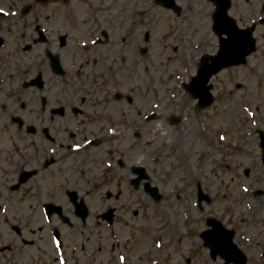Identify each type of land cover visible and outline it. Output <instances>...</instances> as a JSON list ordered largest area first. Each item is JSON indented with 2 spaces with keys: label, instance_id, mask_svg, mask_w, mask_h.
I'll list each match as a JSON object with an SVG mask.
<instances>
[{
  "label": "flooded vegetation",
  "instance_id": "flooded-vegetation-1",
  "mask_svg": "<svg viewBox=\"0 0 264 264\" xmlns=\"http://www.w3.org/2000/svg\"><path fill=\"white\" fill-rule=\"evenodd\" d=\"M142 1L147 6L145 13L162 8L156 0ZM109 2L115 8L114 16L102 15L101 7L107 6V0H0V264H172L173 256L178 257L180 264H225V261L264 264V213H259L264 205L260 201L264 190H252L264 189V179L262 186L247 182L248 191L244 192L236 190L235 181L229 191L220 192L215 187L205 207L197 204L194 194L191 209L186 201L188 194L183 195L185 200L174 215V227H171L170 208L157 209L159 213H141L140 208L131 207L138 203L129 196L120 197L119 207L97 219L101 223H87L89 217L83 211L76 215L74 204L66 194L68 188L60 187L58 179H43L49 174L59 176L61 168L59 151L51 146L56 137L52 135L51 139L49 131L40 125L46 121L58 128L60 117L67 115L58 110V101L46 108L50 92L55 98L59 92V75L51 71L49 58L57 57L64 65L61 52L67 47V35L74 29L70 24L77 26L73 10L68 9V17L62 13L65 28L60 27L61 8H74L76 3L87 6V20L78 24L85 32L82 36L87 37V77L90 69L100 65L114 69L115 74L119 66L129 65L130 57L131 67L135 69L138 58L146 51L142 53L140 47L138 15L143 14L137 10L140 0ZM127 11L131 13L129 21L123 16ZM145 20L155 22V14H148ZM145 32L148 33L143 32L142 42L145 34L150 39V30ZM82 39L85 38L79 40ZM37 76L41 77L40 86L33 82ZM89 85L99 93L102 91L98 88L109 87L103 79L87 82V88ZM116 98L123 96L115 93V101ZM42 99H45L43 104ZM13 101L21 102L22 107L34 106L28 111L12 110ZM225 101H232V97L228 96ZM138 135L134 132L132 140L139 139ZM201 137L206 140L203 133ZM7 139L8 145L4 148ZM44 141L47 146L43 145ZM185 141H188L187 134ZM137 145L138 142H133L126 152L121 148L119 153L130 157L128 151L136 150ZM20 160H32L33 164L12 171V162ZM116 165L122 169L123 159L117 160ZM27 168L35 170L28 179L39 177L38 191H13L12 179H19ZM133 170L132 166L128 172ZM139 195L137 192L138 198ZM45 203L60 207L47 213ZM16 205L27 208L13 209ZM211 220H217L232 232L233 247L223 255L215 252L212 256L205 247V234L213 236L215 244L220 240L227 245L224 238L218 237L219 228L209 224ZM105 232L108 241L93 239ZM89 256L94 261L87 263Z\"/></svg>",
  "mask_w": 264,
  "mask_h": 264
},
{
  "label": "rangeland",
  "instance_id": "rangeland-1",
  "mask_svg": "<svg viewBox=\"0 0 264 264\" xmlns=\"http://www.w3.org/2000/svg\"><path fill=\"white\" fill-rule=\"evenodd\" d=\"M177 3L183 9L178 17L170 13L166 15L158 11L160 9L158 7L154 9V13H145L147 6L140 0L137 10H140L139 12H143V14L138 15L140 25L139 35L141 36L143 32L150 30L152 38H150L147 47V57L140 56L138 60L145 62L147 66L149 64L152 66L147 67L149 69L148 74L141 73L139 77L134 78L131 73L130 64L120 68L121 73L118 74V82L121 83H119L118 89H122L123 98H116L117 102L110 99L109 101L111 102L108 105L107 101L104 102L115 114L121 107L123 114L128 112V119L132 117L131 112L140 110L139 106L144 103V109L150 106L153 107L152 109H155L153 111L157 114L155 119L144 125L139 126L137 124L130 129L121 126L110 127L111 132H109V135L113 137L119 138L120 136L129 134L125 141L119 143L118 148L111 147L114 142L110 141L103 142L98 146V149L91 150L94 147L86 149L84 151L86 155L69 154L68 156L67 151L63 150L61 152L67 155L63 157L64 161L61 162V175H56L54 179H58V182L69 183V186L75 189L84 200L89 202V204L91 203L89 205L90 212L87 223L93 225L101 223V221H97L99 219V211L104 207L103 203L106 201V198L111 196L114 191L112 184H103V179H98L104 171L101 166V159L103 161L107 159L106 165H108V160L111 162L107 153H111L114 159H121L122 154L119 153V149L124 148L126 152L128 146L133 142H138V145L133 153L128 151V155H131V158L128 160L122 158L126 167L120 170L115 165L111 170H108L109 175L110 173L111 177H117L118 175L117 179L122 178L123 181H127V167L136 162L144 164L151 173L150 168L152 165L147 163L148 156L162 146L169 145L174 148L172 156H170V159L166 156V160L160 159L154 166L152 174V181L166 195L171 192L179 194L177 190L182 187L179 181L183 179L186 182H191L193 188L199 182L205 189L207 187L211 188V191L218 185L221 188V185H226L231 179H241L243 181L245 179H264V167L260 162V151L255 142L256 139L249 137V133L254 132L255 129H262V120H264V109H261V104L259 103L264 98V25H259L256 28L257 52L248 59L246 66L244 68H233L221 72L212 81L215 89L220 88L219 90L214 89V96L220 95V91L230 92L233 90V92L236 91L234 94L235 97L239 99L228 104V106L217 103L213 108L206 111L204 115H207L209 122L214 128L225 129L230 127L235 130L241 128V125L230 123L229 118L244 117V120L246 119L248 121L246 126L248 139L251 138L252 142L247 147H244L242 144H236L232 155L226 157L219 153L217 156L207 140L199 135L203 143L195 135L192 125L186 128L184 120L188 117L194 124L195 130L200 132L197 124L199 116L193 113L194 110L188 112L187 108L194 107V102L184 97L185 94L179 87L181 81L188 79L189 76L194 74L195 64L200 56L199 54L201 52L202 54L212 53L216 49L215 39L211 37L210 31L212 6L206 0H178ZM73 7L77 26L70 24L74 29L71 30L70 36L67 35V47L61 54L65 63L64 67L68 72L74 70L77 72L74 74L73 79L69 78L59 81V99L61 107H65L66 109L68 107L71 111L81 114L82 107L87 105L88 99L83 97L82 93L78 91V87L84 86L87 88V82L92 83L94 74L102 75L103 80L106 81L107 72L103 69L95 72L94 70L98 69L99 66L96 69H90V76L87 77V62L86 64L82 62V59L87 60V50L84 51L77 46L79 39H87V37L82 36L85 32L81 31V27L78 26L81 20H87V6H78L76 3ZM101 8L102 15L114 16L116 14L115 8L110 7L109 0H107V6ZM63 9L65 10V7ZM63 9L61 8L59 13V24L61 28H65V23L62 22ZM229 13L239 26H248L257 22L260 18L264 19V0H232ZM148 14H155V22L145 20ZM123 16H127L126 18L129 21L131 17L130 11L124 12ZM150 26L151 29L149 28ZM62 32L65 33L63 29ZM81 42L83 43L84 40ZM82 47H85L84 44ZM145 63L143 65L142 63L139 64V72H142L140 67H145ZM150 77H153V83L150 81ZM237 86H239V89L245 88L239 90L236 89ZM88 88L90 89V85ZM74 94L77 95V98ZM103 94L97 92L96 95L101 99ZM155 94H157V102L152 103L150 98L155 96ZM242 97L244 99H240ZM107 99H109L108 94L106 96ZM128 99H132L131 105L126 103L125 100ZM243 101L251 103H243ZM52 104L50 103L49 107H52ZM13 105V108L18 107L17 103H13ZM223 108H228L227 115L222 113L221 109ZM230 113L232 114L230 115ZM115 114L113 113L112 116ZM116 117H120V115L116 114ZM171 117L180 119V123L178 122L175 126H170L169 119ZM69 126L73 127L71 124ZM134 132L140 134L138 140H132ZM143 132H147V135L142 134ZM92 133L94 137L99 136L98 133H94L93 131ZM186 134L188 136L187 142L185 141ZM208 135L209 137L211 136L210 134ZM87 136L85 134L84 137ZM228 136L230 137L231 134H228ZM232 136L233 139H237L235 133ZM159 137L161 138L159 139ZM71 138L74 140V143H71L74 144V148H71V151L73 149L79 150L86 145L76 146V144L81 145V136L79 135L76 136L74 134ZM211 144L215 145L213 142ZM7 145L8 139L4 148ZM203 148L207 150L203 151L204 160L198 166L195 160L198 159L199 155H202L200 151ZM215 148L220 150L216 145ZM189 151L191 152V156ZM87 155L90 156L87 157ZM73 156H77L74 159V163H72ZM87 161L89 165H87ZM83 163L86 164L87 168L84 170L83 177H77L75 175L76 166ZM12 164L10 169L14 171L16 168L33 164V161L20 160L13 161ZM189 170L192 177L188 175ZM119 171L120 173H118ZM33 181L28 186H31ZM173 186H176L177 189L174 190ZM221 190L222 192L226 191L222 188ZM219 196H222V194ZM260 201H264V197ZM173 202L174 195H170L165 198L163 197L159 206L169 208ZM26 207V205L12 206L13 209H26ZM174 210H176V207H174ZM259 213H264V205ZM174 226L175 223L172 220L171 227ZM98 237H93V239L108 241L106 232ZM91 261H94V259L89 256L87 263Z\"/></svg>",
  "mask_w": 264,
  "mask_h": 264
},
{
  "label": "water",
  "instance_id": "water-1",
  "mask_svg": "<svg viewBox=\"0 0 264 264\" xmlns=\"http://www.w3.org/2000/svg\"><path fill=\"white\" fill-rule=\"evenodd\" d=\"M218 6L217 15L214 19L213 31L220 35V33H225L230 38L228 40L220 43V50L218 57H211L210 60L213 61L211 65L205 62L204 65L199 68L196 72V76L191 78L188 90L190 94L199 100L201 106L206 107L210 103V97L208 95L209 87H206V82L211 74L216 73L221 67H225L231 64H243L244 58L250 52L253 51L254 40L251 38L250 33L253 28L246 30H239L235 28L234 23L229 21L225 17L226 4L225 0H212ZM220 58L219 60H216ZM229 58L228 61H225ZM223 62V63H222ZM205 75V78L202 77ZM205 95L209 100H204L201 97ZM203 102V103H202ZM263 161H264V149H263Z\"/></svg>",
  "mask_w": 264,
  "mask_h": 264
},
{
  "label": "snow or ice",
  "instance_id": "snow-or-ice-1",
  "mask_svg": "<svg viewBox=\"0 0 264 264\" xmlns=\"http://www.w3.org/2000/svg\"><path fill=\"white\" fill-rule=\"evenodd\" d=\"M221 139H223V137H221ZM157 247H159V245H157Z\"/></svg>",
  "mask_w": 264,
  "mask_h": 264
}]
</instances>
